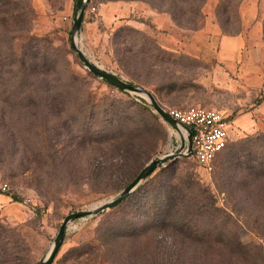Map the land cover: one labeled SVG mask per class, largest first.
I'll return each mask as SVG.
<instances>
[{
  "label": "rangeland",
  "instance_id": "1",
  "mask_svg": "<svg viewBox=\"0 0 264 264\" xmlns=\"http://www.w3.org/2000/svg\"><path fill=\"white\" fill-rule=\"evenodd\" d=\"M75 3L0 0V264H38L65 216L180 145L145 96L80 63ZM256 31L264 43V0H88L76 36L88 60L161 107L225 112L228 140L208 170L178 157L68 223L51 264H264V58L242 71L210 57L220 36Z\"/></svg>",
  "mask_w": 264,
  "mask_h": 264
},
{
  "label": "water",
  "instance_id": "2",
  "mask_svg": "<svg viewBox=\"0 0 264 264\" xmlns=\"http://www.w3.org/2000/svg\"><path fill=\"white\" fill-rule=\"evenodd\" d=\"M88 0H76L75 3V15L72 22V29H71V48L76 54L78 60L84 68L93 76L107 82L111 86L115 87L121 92L127 94H133L138 96H145L148 99V102L154 109V112L160 117V119L172 130L179 134L180 128L176 121H174L167 112L155 101L152 94L144 88L132 85L124 81L122 78L108 73L92 62H90L85 54L78 48L76 44V36L81 30L82 21L84 12L86 9V5ZM191 152V143L190 139L187 138L184 140L180 138V145L178 148L174 150L172 153L165 154L160 157L153 158L150 160L142 170L136 175V177L126 186L124 187L115 197L110 199L108 202L99 205L98 207L92 208L91 210L84 211V212H74L70 213L69 215L65 216L58 228L57 234L53 240V244L49 249L48 254L46 257L39 262L38 264H51L55 254L57 253L66 230L68 223L71 221L78 219V218H86L99 215L106 210L114 208L116 205L124 201L143 181L147 179V177L159 166L164 165L165 163L172 161L178 157L186 156L188 157Z\"/></svg>",
  "mask_w": 264,
  "mask_h": 264
},
{
  "label": "built area",
  "instance_id": "3",
  "mask_svg": "<svg viewBox=\"0 0 264 264\" xmlns=\"http://www.w3.org/2000/svg\"><path fill=\"white\" fill-rule=\"evenodd\" d=\"M91 11L93 12L94 8H91ZM165 111L176 121L186 139H190L191 152L188 157L199 167L208 170L214 158L227 145L229 115L220 110L199 106Z\"/></svg>",
  "mask_w": 264,
  "mask_h": 264
},
{
  "label": "crops",
  "instance_id": "4",
  "mask_svg": "<svg viewBox=\"0 0 264 264\" xmlns=\"http://www.w3.org/2000/svg\"><path fill=\"white\" fill-rule=\"evenodd\" d=\"M252 36H255V38L251 40L249 38L246 39L242 34L237 36H220L215 48L216 52L213 55L210 54V57L216 58L227 70L238 68L242 71L249 69L257 71L261 67L256 66L253 60L264 58V43L260 41L258 31ZM206 56L210 58L208 53ZM260 81L264 82V74ZM263 103L264 100L260 104L253 106L257 108Z\"/></svg>",
  "mask_w": 264,
  "mask_h": 264
},
{
  "label": "trees",
  "instance_id": "5",
  "mask_svg": "<svg viewBox=\"0 0 264 264\" xmlns=\"http://www.w3.org/2000/svg\"><path fill=\"white\" fill-rule=\"evenodd\" d=\"M106 83H107V82H106ZM263 100H264V96H263L261 99H255V100H254V105H258V104H260ZM162 108H163L164 110H168V109H170V108H166V107H165V108L162 107ZM151 135H152V134L149 133V134L147 135V137H144L143 139H144L145 141H149L150 139L153 138V137H151ZM134 143H135V144H138L137 141L133 142V144H134ZM226 147H227V145H226ZM226 147H225V148H226ZM225 148H224V149H225ZM224 149H223L222 151H224ZM222 151H221V152H222ZM221 152H220V153H221ZM220 153H219V154H220ZM219 154H218V155H219ZM216 157H217V156H216ZM216 157L214 158V160L216 159ZM214 160H213V161H214ZM162 166H163V165H162ZM158 168H159V167H158ZM149 176H150V175H149ZM149 176H148V177H149ZM148 177H147V178H148ZM134 178H135V177H134ZM134 178H133V179H134ZM14 200H15V199H14Z\"/></svg>",
  "mask_w": 264,
  "mask_h": 264
},
{
  "label": "bare ground",
  "instance_id": "6",
  "mask_svg": "<svg viewBox=\"0 0 264 264\" xmlns=\"http://www.w3.org/2000/svg\"><path fill=\"white\" fill-rule=\"evenodd\" d=\"M179 136H180L181 138L186 139V137H185V133H184L182 130L179 132Z\"/></svg>",
  "mask_w": 264,
  "mask_h": 264
}]
</instances>
